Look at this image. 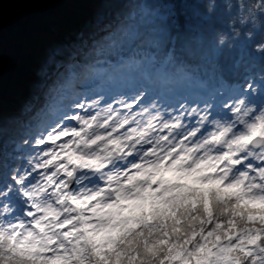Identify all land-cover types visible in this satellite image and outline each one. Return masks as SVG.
<instances>
[{"label": "snow or ice", "instance_id": "snow-or-ice-1", "mask_svg": "<svg viewBox=\"0 0 264 264\" xmlns=\"http://www.w3.org/2000/svg\"><path fill=\"white\" fill-rule=\"evenodd\" d=\"M156 5L146 31L139 25L149 9L140 10L139 25L127 23L135 11L108 22L100 16L57 52L75 57L94 37L101 51L133 43L147 44L146 52L167 37L172 61L177 38L193 33L199 13L184 0ZM239 23L264 30V0ZM229 32L223 42L216 37L217 47L239 39L234 26ZM254 51L264 59V49ZM145 58L164 70L157 56ZM140 63L129 59L116 70ZM46 74L47 67L38 73ZM259 81L221 77L217 95L226 98L202 109L161 110L148 89L103 107L102 96L77 95L53 125L22 141L30 150L24 165L9 166L19 148L6 152L0 138V264H264V73ZM44 87L30 98L21 93L18 109L6 112L0 85V129L30 111Z\"/></svg>", "mask_w": 264, "mask_h": 264}, {"label": "trees", "instance_id": "trees-1", "mask_svg": "<svg viewBox=\"0 0 264 264\" xmlns=\"http://www.w3.org/2000/svg\"><path fill=\"white\" fill-rule=\"evenodd\" d=\"M159 2L175 3L178 0H136L134 3L109 4L84 3L76 2V0H22L21 2L0 0L2 4L0 9V85H2L3 100L11 102V106L4 107L5 111L7 112L10 108L18 109L21 93L25 98H30L38 91L37 85L45 86L41 90L39 100L30 111L24 113L7 129H0V138L5 142V151H10L13 147L19 148V151L13 152L12 157L7 159L9 166L24 165L30 150L23 146L22 141L25 138L32 139L41 132L45 120L39 111L51 109L56 103V98L68 86L71 78L66 74V69L71 64L79 66V74L84 70L92 72L90 69L93 68L97 70L95 73L98 71L109 73L111 70L121 73L129 70L117 71L116 68L134 58L141 61L139 67L147 65L148 69L153 71V64L145 56L150 58L155 55L158 65L164 59L166 60L167 69L169 68L168 79L181 76L170 92H179L184 95L185 92L194 89L205 93H217V88L212 86L221 80L224 73V65L219 59V53L221 51L223 54H231L235 50V56L242 58L244 63L241 65V75H246L245 78H255L257 83L260 82L259 76L264 73V59L254 51V45L264 40V30L259 27L254 28L251 24L242 26L239 23L247 16L250 5L257 0H214L215 7L211 13L207 11L210 0H184L186 3L184 7L190 13L198 12L199 14L193 18V33H181L177 38L172 61L167 60L165 52L167 47L168 50L173 47L172 44L168 45L167 37L162 38L158 48L146 52L143 51L148 49L147 44L136 47L133 43H124L106 52L101 51L97 43L99 37H94L88 40L84 50L77 56L73 57L69 53L64 59L56 57L55 50L60 43L75 40L78 33L82 31L87 35L89 26L100 16L108 22L117 12L127 15L135 11L137 12L135 20H129L127 23L139 25L140 10L149 9V14L139 25L142 31L148 30L155 23L150 10ZM18 4L20 9L17 16L9 20L14 15ZM228 4H231V8ZM230 21L234 23L230 25ZM256 23L259 25L260 20L258 19ZM230 26H234L240 32L239 39L235 41L229 39L228 44L217 47L216 37L221 33H228L230 36ZM249 31L253 32L250 40L245 37V33ZM198 32L204 34L203 43H198L195 38ZM233 44L234 47H230ZM50 57L55 61L53 66H58L64 61L66 65L59 67L53 74L47 70L46 76L41 77L38 73L45 67L48 69L49 65L46 63ZM2 64L4 68H1ZM243 82L245 79L236 80L234 83ZM33 120L36 122L32 125Z\"/></svg>", "mask_w": 264, "mask_h": 264}, {"label": "rangeland", "instance_id": "rangeland-1", "mask_svg": "<svg viewBox=\"0 0 264 264\" xmlns=\"http://www.w3.org/2000/svg\"><path fill=\"white\" fill-rule=\"evenodd\" d=\"M65 37L67 38V36ZM64 44H65L64 42L60 43L55 50V55L59 59H64L69 55V53L57 52V49L61 48ZM235 47L237 48L238 45ZM235 55H236L235 50H233L231 54H223V52L221 51L219 53V59L222 61L224 65V73L222 77L227 79L230 83H234L236 80L243 81L246 76V75H241L242 72L241 65L244 64L242 58L239 59V57ZM52 60L53 62L51 64L48 63L49 60H47L46 63L47 65H49L47 70L52 74L56 73L59 67L66 65V64H59L58 66H53L55 61L53 58ZM164 62H166L165 59L161 63ZM167 66L168 65L164 63V70L159 73H157L155 69H153V71H150L151 73L149 75H146V80H145V78H141L140 72L138 71L139 69H131L129 71H123L121 73H114L111 76H107L104 73H100L99 71V73L96 76L85 74L86 76L81 78V76L80 77L77 76L78 66H74L72 64L69 65V67L66 69V74L71 78L70 79L71 82L74 83L75 92L68 94L66 91L63 93L62 97L56 101L60 103L61 106L59 105V107L61 109L55 113L53 112L52 116H47L46 114V116L44 117L42 115L44 119L48 117L45 124L46 127H44L42 131L48 128L50 125H53L59 119L61 112L66 110L67 106L70 103H72L73 99L77 95L83 96V94L92 96L93 98H96L97 96H102L104 99L101 102V106L103 107L106 103L111 102L114 98H120V97L127 98L130 97L135 90L148 89L150 92L149 99L155 100L158 107H160L161 110L171 111L174 108L178 109L181 104L185 105L188 108L198 107L202 109L204 107V104L202 102H204V97L206 95L202 96L203 91L200 90L193 91L194 89H191V91L188 92L184 97L185 99L182 100L179 104L173 102V98L170 97L169 94L165 92L167 86L164 85L165 84L167 85V83L171 84V80L173 79L172 78L171 80H169L167 78L168 77L167 74L169 73L168 72L169 68L167 69ZM1 68H4L3 64L1 65ZM134 76H136V79H133ZM175 78L177 77H174L173 81L175 80ZM178 78H179L178 80H180L181 76L178 75ZM151 81L155 82V84H157L158 86L150 87L149 85L146 84L147 82H151ZM212 87L218 89L220 87V80L217 83H215ZM192 91L194 93L191 96ZM218 96L220 95H217V93H213L212 98L213 97L217 98ZM211 102L212 99L208 103ZM34 122L36 121L33 120L32 125L34 124Z\"/></svg>", "mask_w": 264, "mask_h": 264}, {"label": "clouds", "instance_id": "clouds-1", "mask_svg": "<svg viewBox=\"0 0 264 264\" xmlns=\"http://www.w3.org/2000/svg\"><path fill=\"white\" fill-rule=\"evenodd\" d=\"M258 2H259V0H257L256 3L250 5L249 8H251L253 11H255V9H256V4H257ZM214 7H215L214 0H210V2H209L208 5H207V10H208L209 12H212V11L214 10ZM228 7L231 8V4H228ZM245 19H247V16L245 17ZM229 23H230V25H231V24L234 23V21H230ZM246 35H248L249 38H251V35H252V34H251V33H246ZM218 39H219L221 42H223V41H225V40L227 39V36H226V34L221 33V34L218 35ZM254 48H255V49H264V40H262L260 43H258V44H256V45H254Z\"/></svg>", "mask_w": 264, "mask_h": 264}, {"label": "water", "instance_id": "water-1", "mask_svg": "<svg viewBox=\"0 0 264 264\" xmlns=\"http://www.w3.org/2000/svg\"><path fill=\"white\" fill-rule=\"evenodd\" d=\"M17 1H18V2H21L22 0H17ZM19 9H20V6H19V4H18V5L16 6V10H15L14 15H13L9 20H12V19H14V18L17 16Z\"/></svg>", "mask_w": 264, "mask_h": 264}, {"label": "bare ground", "instance_id": "bare-ground-1", "mask_svg": "<svg viewBox=\"0 0 264 264\" xmlns=\"http://www.w3.org/2000/svg\"><path fill=\"white\" fill-rule=\"evenodd\" d=\"M3 102H4V107H6V106H8V105L11 104V102H10L9 100H6V101L3 100ZM10 106H11V105H10Z\"/></svg>", "mask_w": 264, "mask_h": 264}]
</instances>
